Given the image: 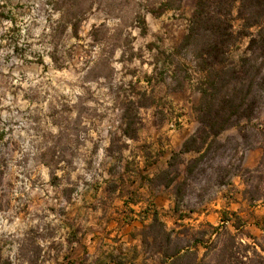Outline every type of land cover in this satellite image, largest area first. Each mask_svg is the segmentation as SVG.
I'll use <instances>...</instances> for the list:
<instances>
[{
    "label": "rangeland",
    "instance_id": "rangeland-1",
    "mask_svg": "<svg viewBox=\"0 0 264 264\" xmlns=\"http://www.w3.org/2000/svg\"><path fill=\"white\" fill-rule=\"evenodd\" d=\"M165 2L0 0V264H264L230 225L180 261L151 229L158 220L183 249L195 245L207 230L195 222L204 202L216 189L235 194L236 176L249 201L264 199V146L258 135L244 148L247 123L219 135L216 155L188 176L201 155L183 149L200 126L204 75L181 44L196 0ZM250 41L230 49L232 64L251 55ZM257 124L264 106L250 132Z\"/></svg>",
    "mask_w": 264,
    "mask_h": 264
},
{
    "label": "trees",
    "instance_id": "trees-1",
    "mask_svg": "<svg viewBox=\"0 0 264 264\" xmlns=\"http://www.w3.org/2000/svg\"><path fill=\"white\" fill-rule=\"evenodd\" d=\"M182 2L166 0L164 5L167 9H176ZM236 21L242 22L239 30H235ZM251 29L257 32L251 33ZM246 36L251 37V55L242 57L237 65L232 64L228 58L229 51L240 38ZM181 45L186 50L185 56L190 55L196 70L204 75L199 82L201 98L196 108L200 126L183 149V152L201 153L198 159L191 162L189 176L195 173L200 161L212 152L216 155L222 147L217 145L216 138L241 123H247L242 130L244 148L253 147L252 141L257 140L258 135L260 139L256 144L264 146V125L257 124L261 130H249V125L264 106V69L259 63L260 57L264 56V0H196L190 27ZM205 171L203 169L201 173ZM255 172H260V169ZM227 175L229 173L218 175L217 182H223ZM184 189L185 183L177 187L179 201L185 196ZM255 192L259 193V188ZM244 193L250 195L251 192L245 190ZM249 199L258 201L253 195ZM151 229L158 230L166 238V258H173V261L190 256L196 258L197 253L191 249L182 254L183 247L172 241L171 233H166L158 220L154 221ZM261 250L264 251L263 246Z\"/></svg>",
    "mask_w": 264,
    "mask_h": 264
},
{
    "label": "crops",
    "instance_id": "crops-1",
    "mask_svg": "<svg viewBox=\"0 0 264 264\" xmlns=\"http://www.w3.org/2000/svg\"><path fill=\"white\" fill-rule=\"evenodd\" d=\"M188 136H184V140ZM177 143H180L179 139H177ZM255 158H257V155L250 152L246 160V166L250 168L258 166L259 160L257 161ZM169 159L170 154L167 152L164 164L168 165ZM232 182L235 194L231 193V197H228L225 188L220 193H217L216 189L204 202L202 213L198 217L196 216L197 220L195 222L198 224L197 226L207 230L204 231L201 240H197L195 245L192 244L184 249H208L207 245L212 244L221 236V231L226 225H230V233L238 243L250 244L255 249H261V243L264 240V199L250 202L243 194L245 185L241 178L236 176ZM163 198L168 206L172 198L165 194ZM232 215L238 218L239 225H235L230 220L229 217Z\"/></svg>",
    "mask_w": 264,
    "mask_h": 264
}]
</instances>
